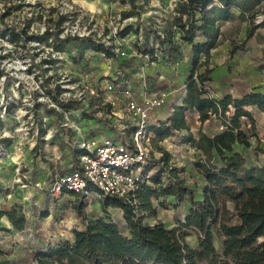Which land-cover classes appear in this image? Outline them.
<instances>
[{
	"label": "trees",
	"instance_id": "trees-1",
	"mask_svg": "<svg viewBox=\"0 0 264 264\" xmlns=\"http://www.w3.org/2000/svg\"><path fill=\"white\" fill-rule=\"evenodd\" d=\"M140 1L119 0L129 6L121 12L123 19L136 18L120 34L133 32L139 36L133 44L139 55H150L156 61L159 58L180 61L186 68L182 99L171 102L173 112L165 119L150 121L148 133L152 140L171 138L181 148L193 150L194 158L180 167L174 165L172 155L165 149H161L159 158L150 155L140 167V180L130 199L102 194L93 186L87 187L86 194L66 187L55 193V183L79 168L78 157L87 151L77 143L82 139L70 136L68 128L69 155L60 160L64 163L60 170L44 158L45 140L36 145V158H41L51 169L46 176L49 180L46 178L42 188L47 195L46 206L36 209L35 216L51 215L62 222L70 205L61 206V200L64 196H76L71 206L80 220L71 226L72 236L46 237L45 229L39 228V232L30 229L23 204L0 208V233L24 234L28 240L31 237L35 241L32 255L38 264H264V162L253 159L249 153L250 138L257 136L259 115L264 111V87L235 86L231 91H218L209 68L211 52L219 46L220 25L236 17L253 19L264 12V0H176L173 7L160 9L156 15L161 18L160 23L153 17L143 18ZM147 1L142 0V5ZM63 20L60 17L55 29L49 27L37 35L29 34L26 28H1L0 37L8 34L16 45L51 38L56 51L67 52L90 76L100 74L99 78L103 75L121 83L129 80L127 70L140 62L138 56L119 60L110 46L91 36L68 34L62 38ZM256 29L247 27L243 41L234 44L232 52L247 49ZM104 62L111 65L108 75L100 71ZM134 81L139 84V80ZM59 91L57 87L52 99L63 110L79 109L84 138L114 128L108 119L98 115L97 109L83 110L79 101L60 100ZM110 108L108 104L102 107L107 112ZM50 110L58 113L53 107ZM191 114H198L202 123L214 122L215 130L210 132L202 127L195 133L189 124ZM133 132L134 128L128 129L116 137L127 138ZM6 141H9L7 137L1 140L3 144ZM37 169L35 166V172ZM189 176L201 179L198 191L190 185ZM2 188L0 193L5 192ZM92 194L100 196L101 211L89 215L84 200ZM170 199L176 204L189 202L184 218L173 222V226L144 221L157 213L158 206L167 208ZM111 209L121 210L123 221L117 220ZM4 219L7 226L2 223ZM190 234L198 239L195 246L185 239Z\"/></svg>",
	"mask_w": 264,
	"mask_h": 264
},
{
	"label": "rangeland",
	"instance_id": "rangeland-1",
	"mask_svg": "<svg viewBox=\"0 0 264 264\" xmlns=\"http://www.w3.org/2000/svg\"><path fill=\"white\" fill-rule=\"evenodd\" d=\"M172 1L148 0L145 5H142L141 0L139 9L143 12L144 19L153 17L160 23L161 18H157L156 15L160 13L161 8H166ZM128 7L119 0H0V29L9 26L18 29L26 28L29 34L37 35L44 32L46 28L55 29L57 27L55 22L58 23L60 17H64L61 37L86 33L97 38L100 36L112 46L115 42L113 32L123 22L121 12ZM134 20L136 21V18L128 21ZM146 24L149 22L147 21ZM246 26L251 28L261 26V29H257V36L252 39L248 47L249 51L240 56L238 52L233 53L232 49L234 44H240L243 41ZM263 26L264 12L258 13L253 19L236 18L221 25L220 46L212 50L213 55L209 61V67L212 68L211 76L215 79L214 84L218 91L225 89L231 91L235 86L264 87V70L259 68L264 66ZM132 37L136 40L139 36L133 33ZM53 43V39L50 38L48 41H38V39L27 43L22 41L16 45L10 41L8 34L0 37V117L2 121L0 135L5 134L4 137L9 140L3 144L1 140L4 137L0 138V187L5 190L0 193V208L24 204L29 223H31L29 228L35 232H39V228L45 229L43 233L46 237L53 235L56 238L70 237L71 226L80 219L71 206L76 199L74 195L64 196L60 202L63 207L70 205L63 214L65 220L62 222L54 220L51 215L44 218L38 217V214L35 216L36 209L46 206L47 195L43 193L42 188L51 169L41 158H36V145L43 144L41 140H45L44 147L47 153L44 158H48L59 170L62 164L64 165L60 160L69 155L66 132L70 126L65 124L63 113L53 114L50 110V104L55 101L52 95L56 94L57 87L61 88L60 85L84 84L92 90L98 88L99 79L103 84L108 81L103 75L101 78H99L100 74L92 77L88 72L82 71L67 52L54 55L56 51ZM128 48L133 49L131 43ZM171 64L152 62L147 66L140 63L139 68L136 66L139 72L143 66L142 73L144 72L148 82L151 83L153 92L157 93L164 88L167 90L168 98L171 99L166 104V111L172 106L171 102L180 98L186 73L184 64L181 67V64L179 66ZM101 67L100 71L103 70L108 75L106 62ZM100 86L102 88L100 94L106 100H111V94L104 91L105 85ZM4 106H8V111L3 110ZM102 110L104 109L101 108L100 111ZM113 113H115L113 118L115 122L130 118L122 101L116 102ZM71 118L79 124L78 126L83 125L82 117ZM189 124L195 133L202 127L210 132L215 128L214 122L202 123L198 114L189 116ZM258 124L257 136L250 138L252 149L249 153L253 159L264 162V111L259 115ZM79 131L78 129L74 131L73 136L76 139L80 134ZM145 146L150 150V155L156 158L161 156V149L167 150L172 155L174 163L180 167L194 158L193 150L181 148L169 137L163 140L150 139L145 142ZM33 163H37L36 167L39 168L37 172L34 170ZM38 181L43 183L42 188L34 186V183ZM189 183L198 191L201 179L189 176ZM99 198L100 196L92 194L90 198L84 200L85 210L89 215L101 211ZM48 204L50 207L52 202ZM188 206V201L176 204L170 199L167 208L158 206L157 213L149 215L144 221L149 224L163 222L173 226V222L184 218L189 210ZM111 212L117 220L123 221L121 210L111 209ZM2 223L7 226L6 219L2 220ZM185 239L191 246H195L198 242L194 234L186 236ZM34 242L31 241V237L28 240L24 234L0 233V264H38L32 255Z\"/></svg>",
	"mask_w": 264,
	"mask_h": 264
},
{
	"label": "built area",
	"instance_id": "built-area-1",
	"mask_svg": "<svg viewBox=\"0 0 264 264\" xmlns=\"http://www.w3.org/2000/svg\"><path fill=\"white\" fill-rule=\"evenodd\" d=\"M131 18L132 17L123 19L122 24L115 28L113 32L115 42L112 46L100 36L97 38L86 33H78V36H91L97 40H101L115 51V57L119 60L138 56L143 57L144 62L141 63L143 66L151 65L152 62L163 64L161 58L157 61L151 60L150 55L146 54L142 56L139 55L134 48L132 50L128 48L130 43L132 46L135 43L132 37L133 32L122 36L119 31L128 25V20ZM65 36L62 38H65ZM56 53L60 52L56 51L54 55ZM109 62L112 63L113 59ZM173 63L176 66L181 64L180 61ZM106 65H108V72H110L111 65L107 63ZM143 66L140 72L139 69L135 71V76L137 75L139 79V84L136 87L133 85L135 83L133 80L121 83L119 81L114 82L110 78L107 79L108 82H105L106 84L99 82L98 88H93L92 90L89 89L88 85L84 84L60 85L61 88L58 93V98H60V100L79 101L83 110L97 109L98 115L108 119L114 128L111 127L112 130L108 132L84 138L77 142L81 148L87 151L85 154L79 155L78 157L77 162L79 168L70 171L69 174L60 178L61 181L55 183L53 189L55 193H59L62 187H66L68 190L86 194L87 187L93 186L102 194L130 199L133 194L132 192L137 186V181L140 180V167L147 162L146 159L150 156V150L145 146L146 141L152 140L151 134L148 133L149 122L160 118L165 119L166 116L173 112L172 108L166 111V104L169 97L167 90L164 88L157 93L153 92L151 83L148 82L144 72L142 73L144 69ZM101 84L105 85V93L111 94V100H106L105 97L100 94L102 91ZM81 87L82 89H80ZM119 101H122L125 105L130 118L115 122L113 119L115 113H113V111L116 102ZM107 104L111 106V111H100L101 108L105 107ZM50 107L55 108L58 112L65 115V124L67 126L69 125L71 128L75 127L78 130L80 129L78 126L79 124L71 118L80 117L79 109H69L66 111L55 101H52ZM3 110H6V106H4ZM133 128L134 132L129 137H116L117 133H126L128 129ZM4 135H0V138H3ZM174 165L176 164L174 163ZM34 186L36 188H42L43 183L38 181L34 183Z\"/></svg>",
	"mask_w": 264,
	"mask_h": 264
},
{
	"label": "crops",
	"instance_id": "crops-1",
	"mask_svg": "<svg viewBox=\"0 0 264 264\" xmlns=\"http://www.w3.org/2000/svg\"><path fill=\"white\" fill-rule=\"evenodd\" d=\"M175 2H176V0H173V1L171 2V4H170L169 6H167V7H173V6L175 5ZM236 18H239V17H236ZM236 18H235V19H236ZM239 19H240V18H239ZM233 20H234V19H233ZM228 21H232V20H227L226 22H228ZM226 22H223L222 24H224V23H226ZM222 24H221V25H222ZM221 25H220V29H221ZM263 27H264V26H263ZM245 28H246V30H245V35H246L247 26H246ZM258 28L261 29V26H259ZM258 28H257V29H258ZM257 29H256V32H255V35H254V36H257V32H258ZM221 35H222V29H221ZM221 35H220V36H221ZM253 38H254V37H253ZM253 38H252V39H253ZM252 39H251V41H252ZM218 40H219V39H218ZM251 41L248 43L247 49H243V50H239V51H237L238 53H240V56H242L244 53H246L247 51H249V48H248V47L250 46ZM218 45H219V44H218ZM219 46H220V45H219ZM219 46H218V47H219ZM218 47H217V48H218ZM217 48H215V49H217ZM215 49H213V50H215ZM237 52H236V53H237ZM141 55H142V54H141ZM212 55H213V53L211 52V58H212ZM211 58L209 59V61L211 60ZM138 59H139L140 62L137 61L138 63L135 64L134 66H132V69H131V70H127V72L129 73V75H128V79H129L130 81H131V80H133V81H134V80H138L137 76H135V70L137 69L136 66L139 67V66H140V63H143V62H144L143 57H139ZM135 62H136V61H135ZM173 62H175V61H172V60L167 61V60H164V59H163V63H169V65H170L171 63L174 65ZM133 63H134V62H133ZM172 64H171V65H172ZM209 65H210V64H209ZM259 65H260V64H259ZM181 66H184V65L181 64L180 67H181ZM209 68H210V67H209ZM259 68L264 70V66L259 67ZM259 68H258V69H259ZM125 71H126V70H125ZM211 73H212V72H211ZM181 74H182V73H181ZM184 79H185V78H184ZM133 85H134L135 87L137 86L136 83H134ZM158 91H160V90H158ZM182 94H183V91H182ZM170 99H171V98H169V100H170ZM181 99H182V97H180L179 101H180ZM162 115H163V114H162ZM79 128H80V129H79V130H80V131H79L80 134L78 135V140L84 138V134H83V131H84V130H83V127H82V126H79ZM70 129H71V130H69V133H70V136H72V135L75 134L74 131H75L76 128H75V127H74V128H71V127H70ZM76 130H77V129H76ZM214 130H215V128L213 129V131H214ZM213 131H211V132H213ZM73 137H74V136H73ZM74 138H75V137H74ZM68 153H69V152H68ZM66 162L69 163L68 160H67ZM36 164H37V163H36ZM35 166H36V165L33 164V167H35ZM45 176H46V175H45ZM21 205H22V204H21ZM23 206H24V204H23ZM24 208L26 209L25 206H24ZM7 223H8V222H7ZM71 236H72V235H71V232H70V237H71Z\"/></svg>",
	"mask_w": 264,
	"mask_h": 264
}]
</instances>
